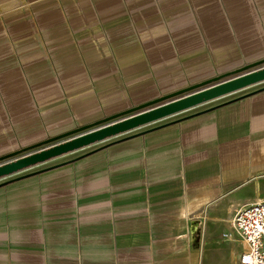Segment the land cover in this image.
I'll return each mask as SVG.
<instances>
[{
    "label": "crops",
    "instance_id": "0c3cea01",
    "mask_svg": "<svg viewBox=\"0 0 264 264\" xmlns=\"http://www.w3.org/2000/svg\"><path fill=\"white\" fill-rule=\"evenodd\" d=\"M261 60L264 0H0V157ZM240 96L0 187V264H240L264 91L207 111Z\"/></svg>",
    "mask_w": 264,
    "mask_h": 264
},
{
    "label": "water",
    "instance_id": "95a60500",
    "mask_svg": "<svg viewBox=\"0 0 264 264\" xmlns=\"http://www.w3.org/2000/svg\"><path fill=\"white\" fill-rule=\"evenodd\" d=\"M263 65H264V60L258 61L256 63L250 64V65H246V66L239 68L238 70H235L233 72H229L227 74H224V75L215 77L213 79L207 80L205 82H202L200 84L190 86L186 89H183V90H180L178 92L163 96L159 99H156V100L149 102V103H146L144 105L134 107L132 109L121 112L119 114H115V115H112L110 117H107V118L100 120L98 122H95L93 124L79 127V128L72 130L70 132L61 134V135L53 137V138H49V139L44 140L38 144H34V145L26 147L22 150L15 151L9 155L0 157V162L14 158L13 160H10V161L0 165V178L11 175V174L19 172V171H22V170L27 169L29 167L35 166L37 164L46 162L48 160L56 158V157L63 155L65 153H68V152L77 150L79 148L88 146V145L95 143L96 141L102 140L106 137H110L112 135L127 131L129 129L134 128V127H138L139 125H143V124H147V123L156 121V120L161 119L163 117H166L168 115H171L173 113L191 108L193 106H196V105L201 104L203 102L209 101V100L214 99L216 97H219L221 95L231 93L233 91L245 88L247 86L253 85V84L258 83V82H262V81H264V66ZM258 67H261V68L257 69L256 71L247 73V74L238 75V74L246 72L250 69L258 68ZM262 91H264V87H262L258 90H255L251 93L240 96L238 98H235L233 100L227 101V102H225L219 106H216L214 108H211L207 111L214 110L216 108H219L220 106L238 101L242 98H246L248 96H251L253 94H256V93H259ZM179 96H180V98L174 99V98L179 97ZM172 99H174V100H172ZM165 101H169V102L161 105L158 108L151 109L147 112L140 113V114L133 116V117H129L128 119L117 122V123L112 124L110 126L96 128L97 126H99L101 124L116 120L122 116L129 115L133 112L142 110L144 108H147V107H150V106L155 105L157 103L165 102ZM180 121H182V120H176L173 122H169V123L151 128L149 130L134 134V135L129 136V137L124 138V139H121L117 142H114L113 144H116V143L131 139V138H134L137 136H141V135L146 134L148 132H152V131H155V130H158V129L179 123ZM58 141H60V142H58ZM53 143H55V144H53ZM113 144H109V145L100 147V148L93 150L87 154H84L83 156L76 158L74 160H70V161H67V162H64L61 164H57V165H54L52 167L43 169L41 171L31 173V174H28L26 176L17 178L15 180L6 182L5 184L0 185V187L4 186L6 184H9L11 182L19 181V180H22L24 178L32 177V176L38 175L40 173H45V172L51 171L53 169L62 167L64 165L73 163V162H75L81 158L87 157V156H89V155H91V154H93L99 150H102L104 148H107L108 146L113 145ZM47 145H50V146L43 148L39 151L33 152L31 154L18 157L19 155H21L23 153H26V152H29V151H32V150H35V149H38L40 147L47 146Z\"/></svg>",
    "mask_w": 264,
    "mask_h": 264
},
{
    "label": "rangeland",
    "instance_id": "374dc122",
    "mask_svg": "<svg viewBox=\"0 0 264 264\" xmlns=\"http://www.w3.org/2000/svg\"><path fill=\"white\" fill-rule=\"evenodd\" d=\"M263 66H264V65H263ZM260 68H261V67L253 68V69H250V70H248V71H246V72H243V73H241V74H238V75L247 74V73H250V72L256 71L257 69H260ZM223 81H224V80H223ZM220 82H221V81H220ZM207 87H208V86H207ZM261 87H264V81H262V82H258V83H255V84H253V85L247 86V87L242 88V89H238V90L233 91V92H231V93H227V94L221 95V96L216 97V98H214V99H211V100H209V101H206V102H203V103L198 104V105H196V106H193V107H191V108H188V109H185V110H182V111H179V112L173 113V114H171V115H168V116L163 117V118H161V119H158V120H156V121H153V122H150V123H147V124H143V125H139L138 127H134V128L129 129V130H127V131H124V132H121V133H118V134L112 135V136H110V137H106V138H104V139H102V140H99V141H96L95 143H92V144H90V145H88V146H85V147L79 148V149H77V150H74V151H71V152L65 153V154H63V155H60V156H58V157H56V158H53V159H51V160H48V161H46V162H43V163L37 164V165H35V166L29 167V168H27V169H24V170H22V171H19V172L13 173V174L8 175V176H5V177H2V178H0V185L5 184L6 182H9V181L15 180V179H17V178H20V177L26 176V175H28V174L35 173V172L41 171V170H43V169H46V168L52 167V166H54V165L61 164V163H64V162H67V161H70V160H74V159L79 158V157L83 156L84 154H87V153H89V152H91V151H93V150H96V149L100 148V147H103V146H106V145H109V144H113L114 142H117V141H119V140H121V139L127 138V137H129V136H132V135H134V134H137V133H140V132H143V131H146V130L149 129V128L151 129V127L154 128V127H157V126H159V125H163V124H166V123H169V122H172V121H176L177 119H180V118H179L180 116L187 115V114H191V113H193V112H197V111H200V110L206 109V108L210 107V106L213 105V104L220 103V102H222V101H226V100H228V99H231V98H234V97L240 96V95H242V94H244V93H246V92H250V91H253V90L258 89V88H261ZM205 88H206V87H205ZM196 91H197V90H196ZM161 97H163V96H161ZM161 97H159V98H161ZM159 98H156V99H159ZM178 98H180V96H179V97H176V98H174V99H178ZM156 99L149 100L148 102H145V103H142V104H138V105L132 106V107L129 108V109H132V108H134V107H138V106H140V105H144V104L149 103V102H152V101H154V100H156ZM174 99H172V100H174ZM172 100H171V101H172ZM168 102H169V101H165V102L157 103V104H155V105H152V106H150V107L144 108V109H142V110H139V111L133 112V113H131V114H129V115L122 116V117H120V118H118V119H116V120H113V121H110V122H107V123L101 124V125L97 126L96 128L105 127V126H110V125L115 124V123H117V122H120V121H123V120H125V119H128L129 117H133V116H136V115H138V114H140V113L147 112V111H149V110H151V109L158 108V107H160L161 105H163V104H165V103H168ZM129 109H127V110H129ZM127 110H124V111H127ZM124 111H122V112H124ZM119 113H121V112H119ZM119 113H117V114H119ZM114 115H115V114H114ZM111 116H112V115H111ZM109 117H110V116H109ZM81 127H82V126H81ZM77 128H79V127H77ZM77 128H75V129H77ZM96 128H95V129H96ZM75 129H74V130H75ZM50 138H53V137H50ZM47 139H49V138H47ZM47 139H45V140H47ZM58 142H60V141H58ZM37 144H38V143H37ZM53 144H55V143H53ZM51 145H52V144H51ZM48 146H50V145L43 146V147H40V148H38V149H35V150H32V151H29V152L23 153V154L19 155L18 157H21V156H25V155L31 154V153H33V152L39 151V150H41V149H43V148H46V147H48ZM110 146H111V145H110ZM108 147H109V146H108ZM22 149H24V148H22ZM22 149H20V150H22ZM104 149H105V148H104ZM102 150H103V149H102ZM17 151H18V150H17ZM99 151H100V150H99ZM16 158H17V157H16ZM13 159H14V158H12V159H8V160H5V161H2V162H0V165H1V164H4V163H6V162H8V161H10V160H13ZM40 174H43V173H40ZM40 174H38V175H40ZM35 176H37V175H35ZM1 187H2V186H1ZM199 242H200V240H199Z\"/></svg>",
    "mask_w": 264,
    "mask_h": 264
},
{
    "label": "built area",
    "instance_id": "2783aa9c",
    "mask_svg": "<svg viewBox=\"0 0 264 264\" xmlns=\"http://www.w3.org/2000/svg\"><path fill=\"white\" fill-rule=\"evenodd\" d=\"M234 234L245 244L240 264H264V203L241 208L231 220ZM230 238V234H224Z\"/></svg>",
    "mask_w": 264,
    "mask_h": 264
}]
</instances>
